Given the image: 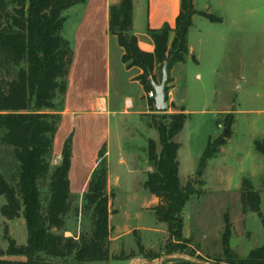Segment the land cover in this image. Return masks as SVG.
I'll use <instances>...</instances> for the list:
<instances>
[{"label": "trees", "instance_id": "1", "mask_svg": "<svg viewBox=\"0 0 264 264\" xmlns=\"http://www.w3.org/2000/svg\"><path fill=\"white\" fill-rule=\"evenodd\" d=\"M87 1L0 0V147L9 156L0 158V196L6 199L1 214L7 220L22 216L28 232L27 243L17 245L6 230L9 247L0 249V257L24 260L0 259V264H85L107 262L111 258L106 146L99 150L97 166L83 194L84 211L91 221L88 234L69 237L64 233L65 216L71 211L73 199L69 180L71 135L64 141L60 163L52 164L54 139L62 120L73 60L71 42L64 36L67 12ZM8 5L12 6L11 11L7 10ZM195 15L212 23L222 21L213 13L198 11L194 0H180L171 48L168 49V38L172 29L166 24L159 30H150L155 50L148 53L140 49L133 34V1L121 0L110 8L109 32L117 37L124 51L122 62L129 69L137 67L143 71L137 79L147 92L151 90V80H156L153 75L156 66L162 77V67L169 57L173 58L172 65L185 61L189 52L187 36ZM150 101L153 109L154 102ZM168 118V123L155 124L161 150L157 151L155 140L148 141L147 157L153 171L148 173L144 187L158 199L157 205L151 208L157 221L167 225L165 254L181 253L204 259L188 250L190 242L183 234V210L193 192L180 184L177 160L180 145L174 138L183 130L187 114L182 108ZM232 124L231 116L223 134L208 143L199 173L207 160L226 144ZM255 149L264 155V140L256 141ZM240 201L244 213L259 212L260 194L247 179L242 182ZM229 227L226 220L223 258L211 261L264 264V248L251 251L245 258L230 249ZM138 250L146 258L155 255L141 244ZM133 257L134 254L127 259ZM166 263L195 264L180 259Z\"/></svg>", "mask_w": 264, "mask_h": 264}, {"label": "rangeland", "instance_id": "2", "mask_svg": "<svg viewBox=\"0 0 264 264\" xmlns=\"http://www.w3.org/2000/svg\"><path fill=\"white\" fill-rule=\"evenodd\" d=\"M197 1L200 7L204 5L203 0ZM229 1L211 0L209 5L219 9L220 14L215 15L227 16L231 11ZM242 5L258 7L259 22H254L252 17V25L247 20L246 27L244 23L247 17L240 16L238 11L242 9ZM7 10L11 11L12 6L8 5ZM231 13L234 14L233 21L228 18L225 26L218 27L227 41L216 45L213 53L205 52L200 68L196 69L193 65L186 82L182 72L183 79L175 94L176 103L174 95L168 96V101L170 99L171 102L169 101V110L166 113L147 115L146 123L132 116L123 125L124 130L112 122L110 138L113 179L111 198L115 208L112 211L117 213L115 222L130 227H136L139 222L152 225L148 222V214L141 209L147 203L145 195L148 193L143 187L148 176V172L144 170L146 165L143 148L148 147L145 139H156L157 151L161 150L155 124L160 121L168 123V117L183 108L178 105L183 99L182 105L188 115L183 130L175 136L174 141L180 145L177 153L180 184L193 192L183 210V233L190 242L188 250L194 251L207 261L223 258L222 240L226 220L230 225V237L235 235L241 239L238 253L248 256L251 251L264 248V156L255 149V142L264 140V0H240L236 11L233 9ZM67 17L65 37H68L75 16L68 11ZM192 42L199 49L195 38H192ZM156 72L157 81L160 82L159 66ZM197 73L201 75L200 81L196 78ZM123 88L124 93L137 94L135 86L125 84ZM116 89L112 82L113 104L119 103L122 95L120 93L118 96ZM224 110L227 112L222 114L221 111ZM231 116V136L221 150L207 160L205 168L199 173L200 160L208 143L223 134L226 122ZM134 126L138 129H133ZM88 127L82 125L80 131L77 129L79 135L75 148L79 162L84 158L79 156L78 148L81 150L85 143L89 154L95 145L97 135H88L91 130ZM66 133L67 126L58 134L54 155L62 147ZM121 152H124L123 157L127 162L125 165L118 163ZM136 154L138 158L134 160ZM54 155L52 164L57 165L59 160ZM4 157L9 158L0 147V158ZM78 173L81 180L84 170L79 168ZM115 177H119L117 186L114 185ZM243 178L250 179L254 189L260 194L259 212H243L240 201L241 185L238 186ZM5 203V197L0 196V249L3 250L9 247V241L5 238L6 230L17 245H25L28 238L22 216L13 220L2 216L1 207ZM150 220L154 222L155 218L152 216ZM154 228V232L133 231L118 243L110 260L101 264H128L135 257H145L139 254V244L145 250L153 251L155 255L148 258L151 261L168 255L163 250L167 243V225L157 221ZM64 229L65 236L69 237H79L90 232V215L84 211L83 196L73 197L71 211L65 216ZM66 231L73 235H66ZM232 240L235 241V238L232 237ZM132 254L135 257L127 259ZM0 259L24 260L21 257L8 256Z\"/></svg>", "mask_w": 264, "mask_h": 264}, {"label": "crops", "instance_id": "3", "mask_svg": "<svg viewBox=\"0 0 264 264\" xmlns=\"http://www.w3.org/2000/svg\"><path fill=\"white\" fill-rule=\"evenodd\" d=\"M120 1L121 0H88L84 5H77L69 9L70 13H73L75 16L70 27L68 37H66L72 45L73 60L67 79V92L65 95L64 108L61 112L62 120L54 139L55 148L60 130L67 126L65 140L70 135L72 137V161L69 172V180L70 191L73 197H82L86 192L91 174L97 166L99 150L103 145L106 146L108 162V193L110 196L109 227L111 256L113 251H115L117 248L118 243L121 242L125 237L130 236L133 231H156L154 227L157 223V219L151 208L156 206L158 203V199L154 195L150 194L147 190L148 193L145 195L147 203H145L141 209L148 214V222L152 225H146V223L139 222L136 227H130L115 222L117 213L115 212V214L112 211H115V208L114 201L111 198L113 195L110 146L112 122H114V125H118L120 129L124 130L123 125L132 116L138 117L140 121H145L147 115L156 113L151 107V99L148 98V93L152 89L147 92L141 82L137 79V77L141 75L143 71L137 67L130 69L127 68V66L122 62V55L124 51L118 44L117 37L111 35L109 32L110 8L114 5H118ZM132 1L133 34L137 37L140 49L148 53H153L155 50V45L150 35V30H159L166 24L172 29L168 38V49H170L175 35L173 31L175 27V21L180 12V0ZM210 1L211 0H203L204 5L202 7L198 5L197 0H194V4L198 11H207L213 14H220L219 9L214 7L212 8L209 5ZM239 1L240 0L229 1L231 11L233 9L236 11V6ZM255 1L258 2V0ZM241 8L242 9H238V11L240 16L246 15L247 18L244 23L246 27L248 26L247 20L248 22L250 21V24L252 25V17L254 18V22H259L258 7L254 8L249 5H242ZM231 11H229V15H227L228 17L226 15L219 16L222 18L220 23L209 22L207 19L199 15L193 16L192 25L187 36L189 52L186 55L184 62L174 63L169 71L170 82L168 83V94H170V96L174 95L173 99L175 100V103L177 101L175 94L183 79L182 74H185V82L189 80L191 67L194 65L196 69L200 68L204 53L207 51L213 53L214 49L217 48L216 45L223 44L227 41L226 36L221 33L220 28L218 27L225 26L228 18L233 21L234 14L231 13ZM192 38L197 40L199 49H196L194 43L192 42ZM156 71L157 66L153 71V75L155 77L157 76ZM196 78H198L200 81L201 75L197 73ZM157 79L158 78L156 77L155 82L160 83L157 81ZM112 82H114V87L117 88V95L119 96L120 93L122 94L120 96L119 103L113 104L111 101ZM125 84L129 86H135L137 94L131 95L124 93L125 91L123 90V86ZM169 101L171 102L170 99ZM182 102L183 99L180 100L178 105L185 109V107L182 105ZM226 112L227 111L225 110L221 111L222 114ZM185 113L188 115L186 109ZM82 125L89 126L91 128L88 135L94 134L97 136L94 148L89 153L90 155L88 154V150H86L85 143H83L81 150L78 148V151H80L79 156H82L81 159L84 158L81 160V162H79L78 153H76L75 147L77 141L76 138L79 135L80 127ZM146 127L150 128L148 125H146ZM133 129L137 130L138 127L134 126ZM117 136H119V134ZM145 140L148 144L149 139ZM153 140L156 141V139ZM62 147L58 150V152L56 151L57 153L55 155V151L53 149V155L57 161L59 160V163L61 161ZM121 147L122 145L120 144V149ZM143 150L145 157L144 163L146 165L144 170L149 173L153 171V167L151 166L147 157V148H143ZM123 156L124 152H121L118 159V163L120 165L127 164L126 159H124ZM137 158L138 155L136 154L133 159L135 160ZM79 168H81L82 171L84 170V175H82L81 180H79ZM244 179L246 178H243V180ZM243 180H241L239 183V187L240 185L242 186ZM247 180L250 181L248 178ZM118 182L119 177H115L114 185L117 186ZM250 182L253 185L252 181ZM117 212L119 211L117 210ZM152 216L155 218L156 222L154 220V222L150 220V217ZM66 235L72 236L73 234L66 231ZM184 237L187 239L186 236ZM232 237L233 239L235 238V241L232 240ZM232 237L229 239L230 249L240 258L246 257L247 254L242 255L238 253L241 239H238L235 235H232ZM146 248H148V246H146ZM94 263L101 264L103 262H91L85 264Z\"/></svg>", "mask_w": 264, "mask_h": 264}, {"label": "water", "instance_id": "4", "mask_svg": "<svg viewBox=\"0 0 264 264\" xmlns=\"http://www.w3.org/2000/svg\"><path fill=\"white\" fill-rule=\"evenodd\" d=\"M173 58L169 57L168 60L164 63L161 73V81L160 83H156L151 80V89L154 92L155 96L153 98L154 102V110L156 113H166L169 110L168 103V83H169V69L172 65ZM196 179H193L195 182ZM185 260L195 264H217L211 261H207L204 259H200L197 257H192L189 255L181 254V253H172L160 258L157 261H151L145 257H135L129 261L128 264H163L164 262H168L171 260Z\"/></svg>", "mask_w": 264, "mask_h": 264}, {"label": "built area", "instance_id": "5", "mask_svg": "<svg viewBox=\"0 0 264 264\" xmlns=\"http://www.w3.org/2000/svg\"><path fill=\"white\" fill-rule=\"evenodd\" d=\"M154 96H155V94H154V92L151 90V91L148 93V98L153 100ZM168 96L170 97V94H168ZM168 103H169V101H168Z\"/></svg>", "mask_w": 264, "mask_h": 264}]
</instances>
